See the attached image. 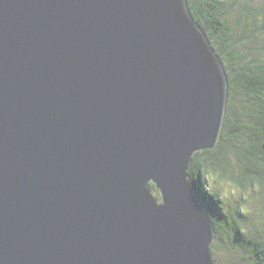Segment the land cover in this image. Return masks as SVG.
Here are the masks:
<instances>
[{
  "label": "water",
  "instance_id": "water-1",
  "mask_svg": "<svg viewBox=\"0 0 264 264\" xmlns=\"http://www.w3.org/2000/svg\"><path fill=\"white\" fill-rule=\"evenodd\" d=\"M227 91L186 0H0V264H214Z\"/></svg>",
  "mask_w": 264,
  "mask_h": 264
},
{
  "label": "trees",
  "instance_id": "trees-1",
  "mask_svg": "<svg viewBox=\"0 0 264 264\" xmlns=\"http://www.w3.org/2000/svg\"><path fill=\"white\" fill-rule=\"evenodd\" d=\"M240 1L186 0L192 18L207 35L227 73L226 114L219 141L214 148L196 151L188 168L194 195L216 227L210 246L214 264H264V210L259 214L263 217H254L241 198L227 208L225 200L230 196L211 181L217 178L244 191H260L264 197V54L259 51L264 45V0L257 4L245 0L241 7ZM234 9L240 14L236 25L243 37L252 26L247 42L260 45L258 49L254 44L252 56L241 58L242 64L237 62L235 28L228 23ZM150 187L156 189L154 183ZM248 221L251 227L247 228ZM252 225L258 227L253 230ZM220 251L234 255L236 261L222 262L216 257Z\"/></svg>",
  "mask_w": 264,
  "mask_h": 264
},
{
  "label": "rangeland",
  "instance_id": "rangeland-1",
  "mask_svg": "<svg viewBox=\"0 0 264 264\" xmlns=\"http://www.w3.org/2000/svg\"><path fill=\"white\" fill-rule=\"evenodd\" d=\"M261 0H252L253 4H257L258 2H260ZM246 4L245 0H241L240 4L238 6H242ZM236 7V5H235ZM234 7V8H235ZM264 7V5L262 6ZM237 11L234 9L229 17L228 23L235 28V39H237L239 41V47H238V53H239V58H238V63L242 64L244 62V60H247L248 58H250L252 56V48L254 47V42H247V38H250V35L252 33H250V31H252V26H249L250 24L248 22H246L248 24V31L245 35V37H243L242 34V30L241 28H238V26L236 25V20H238L240 14L236 13ZM244 29V28H242ZM241 37H243L241 39ZM262 37V36H261ZM259 44H256V47L258 48ZM260 46V45H259ZM261 49H259V51L261 50L262 53L264 54V50H262L264 48V45L260 46ZM220 58V57H219ZM241 58H244L241 59ZM211 181L213 182V185H215V187L220 188L224 194L228 193V195L230 196L229 198H227L225 200V205L227 208H230L232 206V203L237 200V199H242L243 202L246 205V211L248 210L250 213L253 214L254 217H258L261 218L263 216L259 217V214L261 211L264 210V197L260 195V191H253L250 192L249 190L244 191L242 188L238 187V186H233L230 185L229 183H226L225 181L222 180H218L217 178H212ZM152 193L155 197L158 198V200H161V193L160 190L158 188L156 189H152ZM251 221V220H250ZM247 228L251 227V224L249 223V221L247 222ZM258 227V225H252V229L255 230V228ZM234 238H232L231 240H233ZM230 240V241H231ZM240 240V239H238ZM229 242V241H228ZM231 243V242H230ZM231 245H233L234 247L236 246L235 243H231ZM238 246L241 248V243L238 242ZM242 251L239 252V255L241 254ZM216 257L221 260L222 262L225 261H230V260H235L236 261V257L234 255H231L228 252H224L222 253L220 252H216ZM235 263V262H234Z\"/></svg>",
  "mask_w": 264,
  "mask_h": 264
}]
</instances>
